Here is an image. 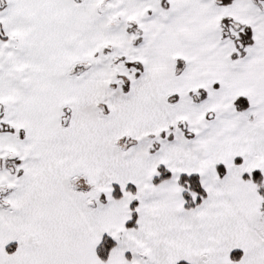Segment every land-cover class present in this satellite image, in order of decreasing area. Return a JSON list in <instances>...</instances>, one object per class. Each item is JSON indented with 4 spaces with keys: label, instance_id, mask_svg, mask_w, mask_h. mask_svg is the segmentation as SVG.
<instances>
[{
    "label": "snow or ice",
    "instance_id": "1",
    "mask_svg": "<svg viewBox=\"0 0 264 264\" xmlns=\"http://www.w3.org/2000/svg\"><path fill=\"white\" fill-rule=\"evenodd\" d=\"M0 264H264V0H0Z\"/></svg>",
    "mask_w": 264,
    "mask_h": 264
}]
</instances>
